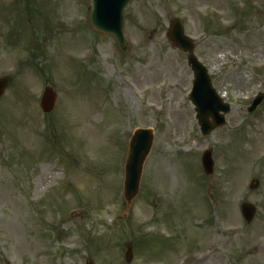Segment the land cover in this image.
<instances>
[{
	"label": "rangeland",
	"instance_id": "obj_1",
	"mask_svg": "<svg viewBox=\"0 0 264 264\" xmlns=\"http://www.w3.org/2000/svg\"><path fill=\"white\" fill-rule=\"evenodd\" d=\"M89 9L90 0H0V78L10 79L0 264H127L129 246L130 264H264V101L246 112L264 95V0H135L127 55L92 31ZM175 18L231 106L208 137L188 99L187 56L166 36ZM46 87L58 96L51 115L39 106ZM146 128L154 143L128 207V144ZM209 149L212 177L201 162ZM243 203L257 208L249 225Z\"/></svg>",
	"mask_w": 264,
	"mask_h": 264
},
{
	"label": "water",
	"instance_id": "obj_2",
	"mask_svg": "<svg viewBox=\"0 0 264 264\" xmlns=\"http://www.w3.org/2000/svg\"><path fill=\"white\" fill-rule=\"evenodd\" d=\"M133 0H92L90 10V23L95 32L112 36L121 53L128 52V46L123 36L124 10ZM169 38L176 43L177 47L189 54V65L195 73V88L192 94V102L196 107L197 119L200 123L202 133L208 135L215 127L222 126L225 121L220 112L228 113L210 87L205 69L198 63L193 55V44L185 37L184 29L178 20L171 22L168 33ZM9 85L7 79H0V98L3 97ZM57 96L50 88H46L41 99V109L44 113H51L55 108ZM262 96L255 100L249 112H252L262 101ZM209 118L213 123H209ZM153 143V134L150 130H139L134 135L128 153L126 163L125 199L130 203L139 193V186L143 164L148 156ZM203 167L207 175L213 172V161L211 151L203 156ZM257 185V184H255ZM256 209L248 204L242 205V214L249 224L252 222ZM128 263L132 260V250L126 254ZM88 264H93L91 261Z\"/></svg>",
	"mask_w": 264,
	"mask_h": 264
},
{
	"label": "bare ground",
	"instance_id": "obj_3",
	"mask_svg": "<svg viewBox=\"0 0 264 264\" xmlns=\"http://www.w3.org/2000/svg\"><path fill=\"white\" fill-rule=\"evenodd\" d=\"M16 234V233H15Z\"/></svg>",
	"mask_w": 264,
	"mask_h": 264
}]
</instances>
